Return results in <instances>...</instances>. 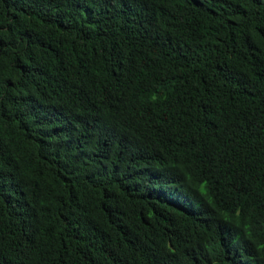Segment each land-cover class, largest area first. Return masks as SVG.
<instances>
[{"label": "trees", "instance_id": "obj_1", "mask_svg": "<svg viewBox=\"0 0 264 264\" xmlns=\"http://www.w3.org/2000/svg\"><path fill=\"white\" fill-rule=\"evenodd\" d=\"M0 264H264V0H0Z\"/></svg>", "mask_w": 264, "mask_h": 264}]
</instances>
